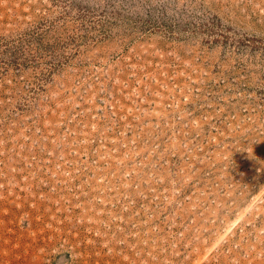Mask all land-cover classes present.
I'll return each instance as SVG.
<instances>
[{
    "label": "rangeland",
    "instance_id": "rangeland-1",
    "mask_svg": "<svg viewBox=\"0 0 264 264\" xmlns=\"http://www.w3.org/2000/svg\"><path fill=\"white\" fill-rule=\"evenodd\" d=\"M0 264H264V0H0Z\"/></svg>",
    "mask_w": 264,
    "mask_h": 264
}]
</instances>
